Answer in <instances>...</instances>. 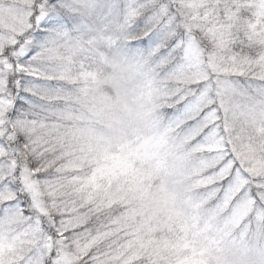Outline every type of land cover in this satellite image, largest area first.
Returning <instances> with one entry per match:
<instances>
[{
  "label": "snow or ice",
  "instance_id": "1",
  "mask_svg": "<svg viewBox=\"0 0 264 264\" xmlns=\"http://www.w3.org/2000/svg\"><path fill=\"white\" fill-rule=\"evenodd\" d=\"M0 264H264V0H0Z\"/></svg>",
  "mask_w": 264,
  "mask_h": 264
}]
</instances>
